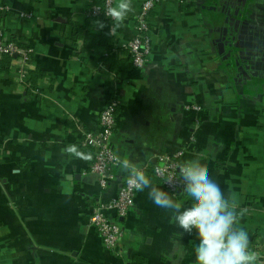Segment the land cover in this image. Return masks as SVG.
<instances>
[{"label":"crops","instance_id":"obj_1","mask_svg":"<svg viewBox=\"0 0 264 264\" xmlns=\"http://www.w3.org/2000/svg\"><path fill=\"white\" fill-rule=\"evenodd\" d=\"M95 1L0 0L6 38L30 49L24 64L0 57V264H194L195 234L147 189L126 216L108 213L123 231L116 249L90 222L129 174L113 167L102 188L81 145L112 99L117 157L166 191L148 171L154 156L198 162L264 264V0H158L141 68L123 45L144 0L119 23L89 16Z\"/></svg>","mask_w":264,"mask_h":264},{"label":"clouds","instance_id":"obj_2","mask_svg":"<svg viewBox=\"0 0 264 264\" xmlns=\"http://www.w3.org/2000/svg\"><path fill=\"white\" fill-rule=\"evenodd\" d=\"M131 11V0H118L105 15L119 23ZM115 163L129 170L128 182L136 191L147 189L157 207L171 211L172 220L182 232L195 234L194 264H257L259 255L249 246L248 232L237 226L236 204L225 197L198 162L187 161L180 169L184 201L173 199L164 188L152 186L140 166L119 158ZM183 249L184 245H179L181 252Z\"/></svg>","mask_w":264,"mask_h":264},{"label":"built area","instance_id":"obj_3","mask_svg":"<svg viewBox=\"0 0 264 264\" xmlns=\"http://www.w3.org/2000/svg\"><path fill=\"white\" fill-rule=\"evenodd\" d=\"M158 0H144L141 4L138 14L135 16V31L131 39L123 47L126 48L131 62L135 67L141 68L145 65L150 54V43L148 38V15ZM182 2L183 0H177ZM112 0H104L102 8L92 4L87 11L89 16L109 18L105 15L107 9L112 6ZM3 7H0V13ZM113 20V19H112ZM30 49L22 48L13 41L6 38L0 27V57L7 55H17L22 64L29 59ZM20 77L25 80V72L20 67ZM117 101L110 100L100 112L99 129L97 132H85L81 141L84 147L93 149V160L90 164V171L98 175L99 184L102 188L107 186L112 178L111 169L117 164L118 158L112 146V137L116 125ZM180 154L176 155H157L154 156L152 174L159 179L161 184L171 193L180 191L182 186V177L180 169L185 164L179 159ZM130 174V173H129ZM129 174L123 179V183L118 188L114 198L107 202L96 204L91 211L90 222L97 230L103 246L108 250H114L119 245L123 231L119 224L110 220L108 213L114 212L115 217H124L131 210L136 190L128 182ZM181 192V191H180Z\"/></svg>","mask_w":264,"mask_h":264},{"label":"trees","instance_id":"obj_4","mask_svg":"<svg viewBox=\"0 0 264 264\" xmlns=\"http://www.w3.org/2000/svg\"><path fill=\"white\" fill-rule=\"evenodd\" d=\"M93 4H95V5H98V6H100V8H102L103 7V5H104V0H96ZM108 20H111L112 21V19H109V18H105V21H108ZM124 50V52H125V54L127 55V57H129L130 58V56L128 55V53H127V50H126V48H123ZM130 60H131V58H130ZM154 164V163H153ZM153 164L151 165V166H153ZM152 170V168L151 169H149L148 171L149 172H152L151 171ZM182 196H184L182 193H180ZM185 197V196H184Z\"/></svg>","mask_w":264,"mask_h":264}]
</instances>
